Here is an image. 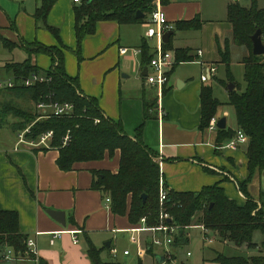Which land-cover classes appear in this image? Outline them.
Listing matches in <instances>:
<instances>
[{"label":"crops","instance_id":"obj_1","mask_svg":"<svg viewBox=\"0 0 264 264\" xmlns=\"http://www.w3.org/2000/svg\"><path fill=\"white\" fill-rule=\"evenodd\" d=\"M211 2L213 8L227 11L229 5L235 3L250 7L253 0ZM164 4L167 17L174 26L177 21L196 17L202 19V27L207 22L202 15L206 8L205 0H167ZM257 4L264 9V0H257ZM75 8L73 0H57L48 14V23L59 28L61 42L51 31L36 29L38 25L35 17L34 29L31 20L29 27V24L24 25L25 19L22 20L18 15L22 20L18 21V25L10 14L4 12L8 22L1 26L6 23L1 7L0 30L4 33L5 30L1 27L10 26L26 43L37 41L45 46L61 48L65 53L68 75L78 79L83 94L97 99L105 116L120 121L125 133L132 138H135L138 127L143 124V141L157 153L162 176L169 188L179 192H198L206 186L218 184L224 187L229 197L243 205L246 198L236 179L243 181L247 177L246 154L240 148L224 151L215 142L217 129L201 128V90L203 86L211 85L209 81L218 79L215 75L211 80L203 81L202 75L211 66H216L218 71L221 60L218 42L222 47L225 46L226 40L231 38L232 24L225 20L224 25L220 24L213 32L211 46L207 47L202 43L195 51H192L191 46L180 44L177 30H174L170 37L173 49L169 51L173 53L175 63L169 69L167 91L159 99L158 88L147 80V75L153 72L149 61L155 49L149 45V38L144 35L150 15L145 21L134 24H120L116 20L98 21L95 32L84 37L79 56L76 51ZM210 21L209 19V24H213ZM262 38L264 42V37ZM145 43L150 47L149 54L142 48ZM63 45L73 52L67 51ZM122 47L130 48V51L123 54ZM236 47L235 44L231 46L232 58ZM177 48L185 49L193 60L177 63ZM134 49H140V52L136 53ZM199 50L203 53L199 54ZM248 53L245 48L243 57ZM42 54L48 56L47 59L41 58ZM34 55L36 57L32 56L33 63L43 70L50 68L52 59L49 55ZM191 65L195 66V73L192 72ZM2 66L0 64V74L5 72L10 75ZM0 79L3 78L0 76ZM8 97L10 95L4 90L0 92V102ZM147 109L149 118H145ZM160 110L164 111L163 117L160 116ZM18 132L3 128L0 123V208L18 213L20 230L28 238L34 239L39 262L93 264L87 252L89 240L98 248L106 246L102 258L107 262L103 256L107 251L113 255L118 234L127 232L135 225L128 216L115 215L110 205H107V197L100 190L92 188V170H110L116 173L121 151L118 149L112 156L107 155L102 160L81 161L71 169H62L57 162L59 148L19 145ZM257 175L260 178L264 176L263 173ZM231 179L235 180L240 194L226 182ZM261 188L260 185L250 184L249 192L252 195L258 192L260 197L263 191ZM48 210L64 213L65 225L53 218ZM70 230H79L78 243L74 242ZM5 251L0 252V264H40L34 260V256L4 259ZM146 257L140 256L138 264H143ZM155 261L154 256L153 264H156ZM182 261L180 258L179 262Z\"/></svg>","mask_w":264,"mask_h":264},{"label":"trees","instance_id":"obj_2","mask_svg":"<svg viewBox=\"0 0 264 264\" xmlns=\"http://www.w3.org/2000/svg\"><path fill=\"white\" fill-rule=\"evenodd\" d=\"M56 1L43 0L36 8L34 17L38 25L42 24L61 42L59 28L47 21ZM166 2L167 0H164V3ZM155 4V0H83L76 4L77 54H80L84 37L95 32L98 21L116 20L120 24L143 22L153 11ZM138 11L144 13L145 17L138 18ZM228 21L232 24V34L224 47L218 42L220 62L229 68L232 61V44L245 47L249 53L241 62L245 68L246 88L242 90L239 83L233 78L230 79L237 84L234 90L229 91V104L235 109L238 129L233 130L228 126L225 129L217 128L215 142L221 148L239 131L244 132L248 138L247 177L243 181L236 179L246 198L243 205L229 197L224 187L218 184L206 186L198 192H179L169 188L166 183L168 196L161 205V167L157 153L143 141V124L138 127L135 138H132L125 133L120 121L105 116L97 99L83 94L78 79L68 75L65 53L61 48L45 46L37 41L25 42L29 56L21 62L7 61L2 66L12 74L17 85L4 89L10 97L1 100L0 108L7 116L13 115L16 118L18 131L30 126V132L26 134L28 139L37 140L41 134L53 130L54 136L50 145L60 149L57 162L62 169H71L75 163L81 161L102 160L107 155L112 156L119 149L121 158L116 173L110 170H92V188L110 197V207L115 215L128 216L134 225H137L142 217H146L148 225H156L162 220L161 214L166 213L171 219L169 224L176 226L179 232L184 231L183 235L189 227L204 226L225 243L232 242L237 246L246 244L252 248L257 245L253 242L255 231L260 230L264 234V203L259 207V203L249 194L251 181L257 174L264 173V54L254 55L252 42V35L258 29L262 30L264 37V9L258 6L257 0H253L250 7L230 4ZM201 27L202 19L196 17L192 20L177 21L173 30ZM17 46L18 43L0 33V47L12 51ZM142 46L144 52L149 54V45L145 43ZM63 48L67 47L63 45ZM164 49H173L171 40L164 43ZM32 52L45 53L51 57L52 65L45 70L50 80L26 86L24 79L36 73H43V69L33 63ZM175 52L177 63L193 60L185 49L177 48ZM152 57L153 54L150 60ZM166 91L165 88L163 93ZM18 98L33 105L23 107ZM56 102L73 103L74 115L46 117L37 108L40 103ZM201 102V128L207 130L221 105L214 96L212 85L203 86ZM148 109L145 118L150 116ZM97 119L100 121L97 122ZM0 123L2 124L1 118ZM68 131L71 140L68 145L63 146V138ZM143 194L147 195L146 201L143 200ZM181 235L179 233L175 244ZM27 239L28 235L20 230L18 213L0 208V252L12 247L15 252L24 253ZM104 249L106 246L98 248L91 240L88 241L87 252L93 264H108L102 258ZM148 251L151 252L152 247ZM214 259L219 264H264V254L246 257L227 256L220 252ZM39 263L45 264L42 261Z\"/></svg>","mask_w":264,"mask_h":264},{"label":"rangeland","instance_id":"obj_3","mask_svg":"<svg viewBox=\"0 0 264 264\" xmlns=\"http://www.w3.org/2000/svg\"><path fill=\"white\" fill-rule=\"evenodd\" d=\"M41 0H0V7L3 9V15L5 16L6 23H3L1 26H5L4 24H7V17L4 12L10 14V17L12 20H16L17 24L19 25V22H22L23 18L25 19L23 21L24 25L29 24L30 27V20L33 23L34 29L36 28V23L34 21V14L36 11V8L38 5H40ZM205 6L206 8L203 11V17L207 19V22L203 25L202 29L193 30V29H187V30H177L176 33L179 35L180 44L191 46L192 51H195L198 47L202 46V43H204V46L210 47L211 43L213 42V32H215V29L217 26L224 25V21H228V8L227 11H221V9H215L213 8V4L211 0H205ZM21 18L19 19V16ZM146 18H149V15H147ZM209 19L213 21V24H209ZM210 21V22H211ZM215 21V22H214ZM38 25V24H37ZM145 33L147 31V25H145ZM4 31V35L8 38L15 39L16 43H18V46L13 50L10 51L6 48L0 47V64L4 65L5 62L10 60H16V61H24L28 56L29 53L26 50L27 44L22 41V39L16 34V30L14 28L9 27H1ZM38 30L40 29H46L42 24H39L36 28ZM27 30V27L26 29ZM49 31V30H48ZM0 33H2V30H0ZM206 40L204 41V38ZM176 39V38H175ZM18 41V42H17ZM149 45L152 48H155L157 45L156 38H149L148 40ZM237 46V45H236ZM26 47V48H25ZM67 51L73 52L70 48H65ZM245 51V47L243 46H237L234 54H233V60L231 63V66L228 68L227 65L224 63L218 64V71L217 76L218 79L214 78L213 80L209 81L213 87L214 96L221 102V105L219 106V110L217 113V118L221 119L222 117L227 118L228 127H230L233 130H237V119H236V113L235 109L232 105L229 104V83L231 78H233L237 83L240 84L241 89L244 90L246 88V81H245V68L243 63L241 62V59L243 57V52ZM36 53L32 52V56L34 57ZM36 57V56H35ZM48 57V56H47ZM47 57L42 54L41 58L47 59ZM192 72L195 73V66L191 65ZM1 72V70H0ZM45 73V70L42 71ZM0 76L3 79H6V81L11 78V74H6L5 72H2ZM235 84L236 88V83ZM234 88V89H235ZM233 89V90H234ZM20 105L23 107L32 106L33 103H27L24 102L23 99L18 98ZM15 100V99H14ZM38 108V107H37ZM0 118L3 125V128L5 129H12L14 131L17 130V125L15 124L16 118L13 117V115L7 116L0 108ZM248 143L247 141L241 144L240 149L246 154V147ZM226 144V142H225ZM49 148H53V146H50ZM224 151H228L227 149L223 148ZM264 175V173H263ZM228 184H230L236 191L239 193L236 184L234 183L235 180L231 179L226 181ZM252 185L255 186H261L262 188V195L259 197L258 192L253 193L254 195L250 194V197L255 199L259 203V207L262 206V203H264V176L260 178L258 175L254 177V179L251 181ZM249 184V185H250ZM240 194V193H239ZM255 196V197H254ZM258 199H257V198ZM163 205V203H161ZM150 236L147 235L145 232H135V231H127L123 233L118 234L117 242L113 249L117 252V257L115 258L111 256L110 251L105 252L104 259L109 264H138V258L142 256L143 258L147 256L144 259L143 264H153V257L155 254H161L162 247L160 246H153L152 253L147 252V245L150 243ZM253 242L256 243V246H253L252 248L248 247V245L244 244L241 246H237L236 244L232 242L225 243L221 238H216L214 242H209L204 239V235L202 232V228L200 226H194L189 227L185 235H181L180 240L174 245L175 247H172V250L175 252V255L177 256V259L181 258L183 260V263L186 264H219L214 258L217 256L218 252L223 253L227 256H246L250 257L253 255H259L264 254V234L259 230L255 231ZM125 250H128L130 252V255H125ZM141 250H144V255H142ZM178 252H180L178 254ZM187 252H191V256H186ZM156 264H158L157 260L155 261Z\"/></svg>","mask_w":264,"mask_h":264},{"label":"built area","instance_id":"obj_4","mask_svg":"<svg viewBox=\"0 0 264 264\" xmlns=\"http://www.w3.org/2000/svg\"><path fill=\"white\" fill-rule=\"evenodd\" d=\"M83 0H73L74 3L79 4ZM155 8L150 14L149 21H147V31L146 36L148 38H156L157 45L154 49L153 57L150 60V66L153 69V72L147 75V80L150 84L155 85L159 91V99L162 98L164 95V89L167 87L169 82V69L174 66L175 60L173 53L169 50L164 49V40L163 37L166 32L173 30L174 25L169 21L167 14L164 10V0H155ZM130 51V48L122 47L121 53L126 54ZM134 52L139 53L140 49H134ZM203 51L199 50V54H202ZM217 73V67L211 66L208 70L202 75L203 81L211 80ZM50 80V77L46 75V73H36L32 76L24 79L23 83L26 86H32L36 82H43ZM17 85L16 80L13 78H9L7 81L6 79H0V92L6 88H12ZM38 109L44 113L46 117H71L74 115V104L70 102L65 103H40L38 104ZM160 116H164V111L160 110ZM97 122L100 120L97 119ZM217 117H213L210 121L209 129L214 130L217 129ZM30 132V126L26 129L21 130L18 132V144H26L29 147H47L49 148L50 141L54 136V131L50 130L40 135V137L35 139H28L26 134ZM71 140L70 132L65 135L63 138V146L68 145ZM247 141V136L244 132L239 131L238 134L229 140L225 145L221 148L231 149V150H238L241 147L243 142ZM167 189L165 187V181L163 176L160 178V200L161 203H164L167 200ZM107 205H110L111 199L110 197L106 198ZM169 216L166 213L161 214V222L160 224L156 225H148L147 218L142 217L140 222L131 227L128 231H137V232H145L147 235L150 236L149 244L147 245V251L149 250L148 247L153 246H160L162 247L161 255L164 256V262L158 264H180L175 255V252L172 250L174 247L177 236L179 235V229L176 226L170 225L165 222ZM202 228V232L204 235V239L209 242H214L216 240V236L213 232H211L208 228L204 226H200ZM70 233L73 234L74 242L78 243L79 239L77 234L79 230H70ZM59 233H57L58 235ZM27 248L24 253L22 252H15L12 247H8L3 254L4 259H21L26 256H34V260L38 263L39 257L37 256V248L34 239L28 238L26 242ZM125 254H129L128 250H125ZM141 253L144 254V250H141ZM114 257H117L116 250L112 251ZM188 256L191 255V252H187Z\"/></svg>","mask_w":264,"mask_h":264},{"label":"water","instance_id":"obj_5","mask_svg":"<svg viewBox=\"0 0 264 264\" xmlns=\"http://www.w3.org/2000/svg\"><path fill=\"white\" fill-rule=\"evenodd\" d=\"M90 2L91 0H87ZM138 18H144L145 14L142 13L141 11H138L137 13ZM174 34V30H170L165 33L163 40L165 43H168L170 40L171 35ZM252 42H253V53L254 55H262L264 54V42L262 38V30L258 29L253 35H252ZM235 88V84L233 82L229 83V91H232ZM217 126L220 129H225L227 127V118L222 117L221 119L218 120ZM147 195L143 194V200L146 201ZM48 213L55 218L57 221H59L61 224L65 225V216L64 213L60 211H54V210H48ZM167 222L170 223L171 219H167ZM180 234H184V231H180ZM108 245H110L108 243ZM148 249H151V247H148ZM155 258L158 263H163L164 262V256L161 254H155Z\"/></svg>","mask_w":264,"mask_h":264}]
</instances>
